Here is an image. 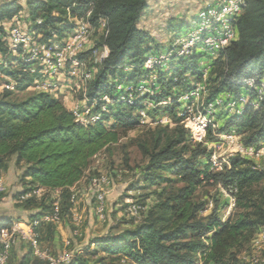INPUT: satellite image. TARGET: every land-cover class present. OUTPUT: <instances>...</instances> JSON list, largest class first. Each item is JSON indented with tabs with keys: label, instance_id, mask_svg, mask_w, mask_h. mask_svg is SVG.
<instances>
[{
	"label": "trees",
	"instance_id": "16d2710c",
	"mask_svg": "<svg viewBox=\"0 0 264 264\" xmlns=\"http://www.w3.org/2000/svg\"><path fill=\"white\" fill-rule=\"evenodd\" d=\"M149 2L27 0L24 7L18 0H0V55L5 59L0 71L8 83H15L13 89L4 88L0 92V175L7 160L13 157L21 168L22 181L29 185L22 196L40 189L61 190V198L54 204L47 203L45 197L28 198L24 207L35 209L31 219L54 213L56 205L61 220L71 217L75 202L72 189L90 171L93 158L118 143L126 132L139 126L140 121L134 108L128 109L117 102L110 106V111L103 113L100 121L83 125L76 121L72 110L51 93L34 91L17 98L15 91L31 88L38 74L25 71L30 64L19 56L7 55L6 23L21 14L27 20L28 29L40 36L41 42L63 45L76 25L75 18L84 17L91 10L87 20L96 28L101 19H106L108 34L98 36L97 43L105 42L110 54L98 65L93 80L87 85V97L91 101L104 93L113 94L117 82L137 80L147 56L156 52L150 45L155 38L141 25ZM184 22L170 26V30L179 32ZM237 27L239 38L213 63L209 77L211 99L224 92L239 95L245 91L241 84L243 79L264 77V0H247ZM88 55L86 52L79 57L85 59ZM197 58L194 55L184 60L183 68L160 70L159 83L163 87L170 86L168 73L173 71L180 78L176 83L178 88L188 89L191 86L188 75L199 74ZM127 62L135 64V70L128 73L120 70ZM3 77L0 76V84L7 83ZM232 127L247 133L244 140L248 144L264 140V103L258 109L247 106L241 115L223 116L219 131ZM152 129L151 137L139 143L148 158L144 169L148 185L174 181L165 172L183 185L172 192L162 188L158 201L149 208L140 224L93 240L99 249L95 258L75 254L71 261L62 264H199L201 261L205 264H253L241 260L239 253L264 228V189L261 192L253 189L264 183V169L237 155L230 158V166H225L223 171L211 173L209 159L204 163L202 158H210L211 153L201 143L192 148L189 130L184 124L177 122L173 127L159 125ZM207 138L213 139L211 131ZM203 178L227 190L235 188L238 210L227 220H222L217 208L206 216L199 215L207 205L195 198ZM0 225H9L8 219L0 220ZM18 264L50 263L33 257L27 249Z\"/></svg>",
	"mask_w": 264,
	"mask_h": 264
},
{
	"label": "built area",
	"instance_id": "2783aa9c",
	"mask_svg": "<svg viewBox=\"0 0 264 264\" xmlns=\"http://www.w3.org/2000/svg\"><path fill=\"white\" fill-rule=\"evenodd\" d=\"M247 6V0H207L194 16L196 27L186 33H173L167 46L161 52L151 53L143 64V72L137 80L121 81L114 84L113 94L104 93L91 101L87 97V85L93 80L98 65L106 59L110 50L105 42L98 45L96 36L108 34V23L101 19L96 28L86 16L75 18V27L68 33L63 45L41 42L34 31L29 30L22 23L23 15H17L6 23L8 53L19 56L30 67L25 71L37 73L33 86L34 90L56 95L57 87L62 85L63 77L75 79V88L82 95L74 100L72 112L77 122L83 125L94 124L102 119L103 113L110 111L115 102L124 104L126 108H134L139 117L140 125L157 127L169 125L173 127L177 122L184 124L193 142L201 143L211 149L210 163L217 171H223L230 166V158L241 156L251 160L257 167L258 161L264 160V140L248 144L244 134L236 128L220 132L223 116H235L244 113L247 106L261 108L264 103V77L260 80L245 78L241 81L243 93L234 95L224 92L214 98H209V77L214 61L224 50L239 38L237 23ZM41 23V20L38 21ZM97 40V39H96ZM89 52L88 58L81 59L80 54ZM194 55L206 56V61L199 64V74L189 76L191 86L188 89L178 88L179 76L173 71L168 73L170 88L159 83L160 70L178 68V64ZM179 61V62H178ZM92 64L90 66L89 64ZM5 59L0 55V65ZM136 65L127 62L120 70L125 73L135 70ZM0 76H3L0 71ZM13 84L7 88L13 89ZM165 91L168 94L164 95ZM67 96V95H66ZM160 96V97H159ZM159 97V98H158ZM74 98V96H72ZM68 99V98H66ZM174 113V114H173ZM212 132L213 139L207 135ZM109 184L108 178L96 176L91 179L90 185L95 190V197L99 212H102L107 195L104 185ZM225 189V188H224ZM223 191L226 192L227 189ZM5 190V183L0 177V193ZM229 208L235 205V188L229 189ZM76 195H73L75 201ZM129 210L133 214H140L146 208L141 203L130 202ZM230 209L227 212L230 214ZM223 220V219H222ZM61 215L56 205L52 214L45 215L34 222L19 221L11 227L0 229V264H4L10 257L12 247L17 239L28 240L35 254L50 264H62L71 261L73 255L64 252L58 257L40 250L38 232L36 228L41 223L59 222ZM225 221V220H223ZM69 244V241H66ZM253 264L264 263V259L253 257ZM199 264H205L200 262ZM213 264V263H208Z\"/></svg>",
	"mask_w": 264,
	"mask_h": 264
},
{
	"label": "rangeland",
	"instance_id": "374dc122",
	"mask_svg": "<svg viewBox=\"0 0 264 264\" xmlns=\"http://www.w3.org/2000/svg\"><path fill=\"white\" fill-rule=\"evenodd\" d=\"M206 1L150 0V7L145 13L141 25L148 29L155 38V41L150 42L152 48L156 52H161L162 49H165L174 33L170 30V26H178L181 21L185 22L181 25L180 32L186 33L193 30L198 22L197 20L194 22L192 18L204 6ZM18 2L25 7L27 0H18ZM26 22L27 20L22 18V23L27 25ZM94 35L97 39V33ZM96 39L94 40L95 42L97 41ZM202 61H206L205 55L197 58L196 64L198 68ZM89 65L92 66L91 63ZM178 67L183 68V62H180ZM3 78L6 82L8 81L6 77ZM70 79L66 75L63 77L62 85L57 87L59 90L56 95L71 110L74 100L80 98L81 93L79 90H75L77 81L74 78ZM9 84L13 83L11 81L9 83L2 82L0 84V92L7 88ZM168 86V84L164 85L165 88ZM34 91L37 90L33 88L25 91L16 90L15 95L21 99ZM107 126L110 127V123ZM117 129L119 131L122 130L121 127ZM152 130L151 127L139 125L135 129L126 132L118 143L110 145L109 149L103 150L93 158L90 171L88 170L82 181L72 189L76 195L72 216H66L64 220L59 222H49L50 224L44 222L42 226L39 225L36 228L39 234L38 243L40 250L56 257L68 252L73 256L81 254L93 259L96 257L95 253L99 252L93 240L140 224L145 220L149 208L158 201V193L162 192V188L167 192H172L183 185V182L166 172L164 174L174 178V181L170 183L163 182L155 186L148 185L144 176L148 158L140 149L139 143L146 138H150ZM243 136L245 138L247 133H244ZM190 144L193 148L198 143L190 141ZM203 146L205 147V145ZM206 148L207 152L211 153V149L208 146ZM202 158L204 163L208 162L207 159L210 160L208 156ZM258 168L264 169V160L258 161ZM210 172L219 171L212 167ZM96 176H103L109 180V184L103 186L107 191V195L102 212H99L95 190L90 185L91 178ZM0 177L3 178L5 183V190L0 193V220L4 218L8 219L9 222V225H0V229L11 227L19 221L34 222V219H31V214H33L35 209L24 207L28 198L32 196H36L39 199L45 197L46 202H51V204L58 202L61 198L60 189H40L32 194L22 196L21 194H25V190L29 185L22 181L21 168L16 165L13 157L7 160L6 167L2 170ZM223 189L221 185L213 180L203 178L195 193L196 199L205 201L207 204L205 209L199 213L200 216L210 214L215 208L218 209L223 220H227L232 214H235L238 207L235 203L234 207L229 208V196L226 193L232 194L229 190L224 192ZM253 189L255 192H261L264 189V183L255 185ZM132 201L142 203L146 209L140 214H133L129 210V205ZM229 209L230 214L227 213ZM21 239H17L16 245L12 247L14 250L10 252V257L4 264H18L21 254L27 249L31 251L33 257L37 256L32 244L28 240ZM66 241H69L68 245ZM253 257L264 259V228L239 253V258L246 262H251Z\"/></svg>",
	"mask_w": 264,
	"mask_h": 264
}]
</instances>
